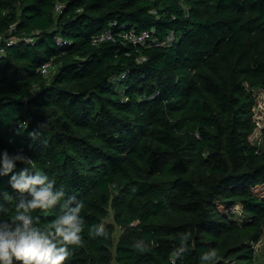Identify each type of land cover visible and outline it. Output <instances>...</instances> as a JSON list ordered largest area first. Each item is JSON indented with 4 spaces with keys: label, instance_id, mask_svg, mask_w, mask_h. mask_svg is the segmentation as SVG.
Returning <instances> with one entry per match:
<instances>
[{
    "label": "trees",
    "instance_id": "16d2710c",
    "mask_svg": "<svg viewBox=\"0 0 264 264\" xmlns=\"http://www.w3.org/2000/svg\"><path fill=\"white\" fill-rule=\"evenodd\" d=\"M104 30L113 39L93 42ZM129 30L154 40L125 41ZM0 34L15 38L0 43V150H23L84 200L65 264H255L264 0H0ZM8 179L0 219L20 199ZM58 212L39 213V227Z\"/></svg>",
    "mask_w": 264,
    "mask_h": 264
},
{
    "label": "clouds",
    "instance_id": "9594fccd",
    "mask_svg": "<svg viewBox=\"0 0 264 264\" xmlns=\"http://www.w3.org/2000/svg\"><path fill=\"white\" fill-rule=\"evenodd\" d=\"M38 133H32L35 140ZM23 167L18 168L17 165ZM0 176H8L9 186L19 194L14 214L0 219V264H65L70 257L69 245L82 242V198H66L65 190L57 187L55 178L37 169L23 150L9 153L0 150ZM5 200L8 193H0ZM59 206L54 221L39 227L41 216ZM2 209V206H0ZM90 233L102 235V223L89 228ZM213 249L202 256L215 259Z\"/></svg>",
    "mask_w": 264,
    "mask_h": 264
},
{
    "label": "rangeland",
    "instance_id": "374dc122",
    "mask_svg": "<svg viewBox=\"0 0 264 264\" xmlns=\"http://www.w3.org/2000/svg\"><path fill=\"white\" fill-rule=\"evenodd\" d=\"M54 69V68H53ZM53 69L50 67L49 71L46 73V76H50L53 72ZM257 95L256 103L253 108L254 115L253 120L255 122V129L250 135L249 140L253 145L260 146L263 143V130H264V92L256 91ZM234 214L238 216V220L244 218L238 206L234 207ZM109 221H113L112 213L109 214ZM118 230L114 233V240L118 237ZM255 250V264H264V236H262L259 241L254 245Z\"/></svg>",
    "mask_w": 264,
    "mask_h": 264
},
{
    "label": "built area",
    "instance_id": "2783aa9c",
    "mask_svg": "<svg viewBox=\"0 0 264 264\" xmlns=\"http://www.w3.org/2000/svg\"><path fill=\"white\" fill-rule=\"evenodd\" d=\"M61 9H62V4L60 2H57L55 4L54 11L58 13L61 11ZM121 37L125 41H129L133 44H140V45H147V44H149V42H153V40H154L152 34L146 30L141 31V32H134L132 30L124 31L121 34ZM23 38L29 42L32 41V38L30 36L23 37ZM111 39H113V36L109 30H104L102 32H99V33L95 34L92 38L93 42H99L101 40H111ZM2 41L10 44L13 41H15V38H13L11 36L5 37L4 35L0 34V43ZM0 50H2V49H0ZM141 59H143V58H141ZM40 70L43 74H46L49 71L48 64L43 65Z\"/></svg>",
    "mask_w": 264,
    "mask_h": 264
}]
</instances>
